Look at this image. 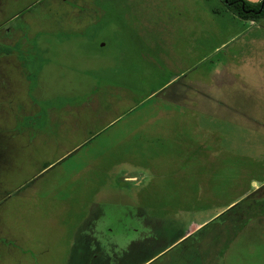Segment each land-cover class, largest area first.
Listing matches in <instances>:
<instances>
[{"label":"rangeland","instance_id":"374dc122","mask_svg":"<svg viewBox=\"0 0 264 264\" xmlns=\"http://www.w3.org/2000/svg\"><path fill=\"white\" fill-rule=\"evenodd\" d=\"M0 264H264V17L0 0Z\"/></svg>","mask_w":264,"mask_h":264},{"label":"trees","instance_id":"16d2710c","mask_svg":"<svg viewBox=\"0 0 264 264\" xmlns=\"http://www.w3.org/2000/svg\"><path fill=\"white\" fill-rule=\"evenodd\" d=\"M220 2L226 13L239 20L256 22L264 17V0L254 4L243 0H220Z\"/></svg>","mask_w":264,"mask_h":264},{"label":"crops","instance_id":"0c3cea01","mask_svg":"<svg viewBox=\"0 0 264 264\" xmlns=\"http://www.w3.org/2000/svg\"><path fill=\"white\" fill-rule=\"evenodd\" d=\"M231 205V204H230ZM229 206V205H228ZM222 210H224V209H222ZM222 210H219L216 214H218V213H220ZM213 217V216H212ZM206 222H203V223H200V225L201 226H199V227H197V228H199V229H202L203 228V225L205 224ZM195 225H197V224H195ZM195 225H190L189 226V228L188 229H186V231H185V233L183 234V236L181 237V238H184L185 240L186 239H190V238H192L191 237V235H190V233L192 232V230H191V227L192 226H195ZM205 226V225H204ZM199 229H197V230H199ZM189 235V237H187ZM180 238V239H181ZM179 240V239H178ZM158 254V253H157ZM157 254H153V255H151L149 258H147L146 260H145V262H147V261H150V260H154L155 258H156V256H157ZM145 262H143V263H145Z\"/></svg>","mask_w":264,"mask_h":264}]
</instances>
